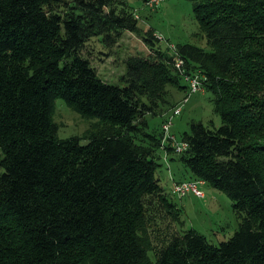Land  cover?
<instances>
[{"label":"trees","instance_id":"trees-1","mask_svg":"<svg viewBox=\"0 0 264 264\" xmlns=\"http://www.w3.org/2000/svg\"><path fill=\"white\" fill-rule=\"evenodd\" d=\"M186 1L209 50L179 44L169 55L148 30L156 56L128 59L118 86L84 51L92 38L111 47L136 30L127 4L0 0V264H264V0ZM176 56L205 76L221 125L192 123L179 139L186 150L168 142L164 158L225 193L241 222L218 246L193 229L174 235L151 260L136 233L145 207L174 204L157 176L162 129L146 133L148 145L135 137L165 84L184 92ZM56 99L109 130L84 145L58 139Z\"/></svg>","mask_w":264,"mask_h":264},{"label":"rangeland","instance_id":"rangeland-1","mask_svg":"<svg viewBox=\"0 0 264 264\" xmlns=\"http://www.w3.org/2000/svg\"><path fill=\"white\" fill-rule=\"evenodd\" d=\"M56 1H58L56 6L66 11L69 10L64 7V4L68 7L72 5L71 0ZM118 2L119 0H114V6L120 7ZM120 2L132 9L137 22L136 30L121 31L120 38L111 47L100 43V38H92L84 51L101 81L110 85L124 86L125 62L128 59L140 57L153 61L155 52L150 50L145 40L148 30H153L155 35L161 37V40L157 38L154 50H160L169 55L173 54L175 47L179 44H190L209 50L195 19L191 2L164 0L158 5L149 3L148 0H120ZM127 5L126 8H128ZM160 91L156 98L158 105L154 114L145 116L148 128L143 129L141 134L135 137L137 143L148 145L146 133L157 135V131L160 132L166 118L170 117L179 103L186 98V88L183 92L176 85L165 84ZM52 121L57 126L58 139L78 137L82 145L88 142L86 139L91 135L109 130L107 125L100 123L99 120L83 118L72 111L61 99H56L54 102ZM198 122L205 126L219 127L221 125L219 115L214 112L212 95L205 89L204 93H195L187 98L180 115L172 118L170 133L179 140L183 133L189 131L192 123ZM161 149L156 150L154 154L156 161L160 164L157 176L166 201L174 204V207L161 203L155 198L150 204L147 203L145 216L139 223L136 233L148 258L154 260L167 241L174 235H182L189 229L195 230L215 246L228 240L241 222L233 210V202L225 193L215 190L205 182L200 186L204 194L203 198L193 194L180 198L172 195L173 183L189 181L190 173L179 161L170 159L164 161L166 152L165 149Z\"/></svg>","mask_w":264,"mask_h":264},{"label":"built area","instance_id":"built-area-1","mask_svg":"<svg viewBox=\"0 0 264 264\" xmlns=\"http://www.w3.org/2000/svg\"><path fill=\"white\" fill-rule=\"evenodd\" d=\"M148 1L149 3L155 4V5H158L164 2V0H148ZM155 37L156 39L159 38L161 40L160 36L155 35ZM174 67L178 71L180 77H182L183 85L186 88V91H185L186 98L184 99L183 102L179 103V105L174 109L170 117L166 118V120L162 124L161 128H162L163 137H162V142H161L162 143L161 148L163 149L164 148L163 145L169 142L172 148L174 149V152L176 154H181L183 153V151L186 150L187 143L184 141H178L176 137L170 133L171 121L173 117L180 115L182 107L190 95L195 94V93H204L203 83L204 81H206V78L200 72H197V73L187 72V70L184 67L183 61L177 56L174 60ZM164 159H165L164 161L167 160L166 158ZM203 184H204V181H201V180L174 182L171 193L172 195L177 196L179 198L184 197L187 194H193L194 196L198 198H203L204 194L200 190V186H202Z\"/></svg>","mask_w":264,"mask_h":264},{"label":"crops","instance_id":"crops-1","mask_svg":"<svg viewBox=\"0 0 264 264\" xmlns=\"http://www.w3.org/2000/svg\"><path fill=\"white\" fill-rule=\"evenodd\" d=\"M155 33V32H154ZM167 161H169V159H167Z\"/></svg>","mask_w":264,"mask_h":264}]
</instances>
